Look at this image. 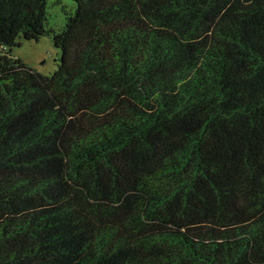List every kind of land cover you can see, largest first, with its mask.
Instances as JSON below:
<instances>
[{"label":"trees","instance_id":"16d2710c","mask_svg":"<svg viewBox=\"0 0 264 264\" xmlns=\"http://www.w3.org/2000/svg\"><path fill=\"white\" fill-rule=\"evenodd\" d=\"M51 2L0 0V264H264V0Z\"/></svg>","mask_w":264,"mask_h":264},{"label":"rangeland","instance_id":"374dc122","mask_svg":"<svg viewBox=\"0 0 264 264\" xmlns=\"http://www.w3.org/2000/svg\"><path fill=\"white\" fill-rule=\"evenodd\" d=\"M70 3V0H64ZM47 21L55 29L64 22V15L59 4L46 0ZM19 44L11 48V56L20 58L28 66L42 74H50L57 67L59 48L52 43L51 37L41 35L35 39L18 38Z\"/></svg>","mask_w":264,"mask_h":264}]
</instances>
